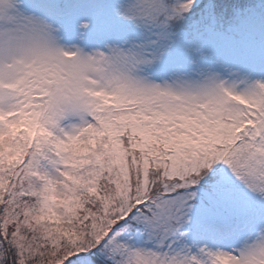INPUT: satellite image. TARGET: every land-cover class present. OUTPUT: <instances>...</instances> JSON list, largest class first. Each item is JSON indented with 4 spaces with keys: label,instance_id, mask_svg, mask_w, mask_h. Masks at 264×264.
<instances>
[{
    "label": "snow or ice",
    "instance_id": "snow-or-ice-1",
    "mask_svg": "<svg viewBox=\"0 0 264 264\" xmlns=\"http://www.w3.org/2000/svg\"><path fill=\"white\" fill-rule=\"evenodd\" d=\"M0 264H264V0H0Z\"/></svg>",
    "mask_w": 264,
    "mask_h": 264
}]
</instances>
